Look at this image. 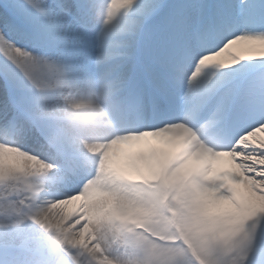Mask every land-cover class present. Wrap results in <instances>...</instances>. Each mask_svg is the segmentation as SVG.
Returning a JSON list of instances; mask_svg holds the SVG:
<instances>
[{
    "label": "snow or ice",
    "instance_id": "obj_1",
    "mask_svg": "<svg viewBox=\"0 0 264 264\" xmlns=\"http://www.w3.org/2000/svg\"><path fill=\"white\" fill-rule=\"evenodd\" d=\"M0 264H264V0H4Z\"/></svg>",
    "mask_w": 264,
    "mask_h": 264
},
{
    "label": "bare ground",
    "instance_id": "obj_2",
    "mask_svg": "<svg viewBox=\"0 0 264 264\" xmlns=\"http://www.w3.org/2000/svg\"><path fill=\"white\" fill-rule=\"evenodd\" d=\"M152 146L156 148H166V145H164L161 141L159 140H152L151 141Z\"/></svg>",
    "mask_w": 264,
    "mask_h": 264
}]
</instances>
